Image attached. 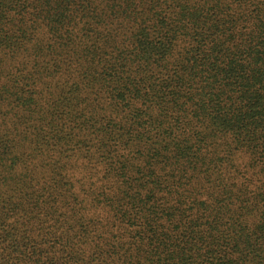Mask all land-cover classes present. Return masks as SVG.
<instances>
[{"label":"trees","instance_id":"1","mask_svg":"<svg viewBox=\"0 0 264 264\" xmlns=\"http://www.w3.org/2000/svg\"><path fill=\"white\" fill-rule=\"evenodd\" d=\"M0 264H264V0H0Z\"/></svg>","mask_w":264,"mask_h":264}]
</instances>
